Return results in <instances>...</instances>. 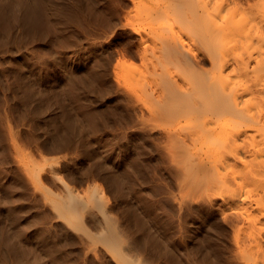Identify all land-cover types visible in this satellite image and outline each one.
Masks as SVG:
<instances>
[{
	"label": "bare ground",
	"instance_id": "1",
	"mask_svg": "<svg viewBox=\"0 0 264 264\" xmlns=\"http://www.w3.org/2000/svg\"><path fill=\"white\" fill-rule=\"evenodd\" d=\"M53 1L81 20L95 15L103 27L122 29L118 54L140 57L137 72L118 59L127 72L121 80L132 89L117 102L125 120L141 119L159 131L179 208L187 199H200L207 209L200 215L206 225L187 251L211 264H221L210 262L213 254L224 256L226 264H264V0H34L14 9L27 27L36 28ZM104 55L78 70L71 90L93 89L97 67L116 59L111 51ZM77 133L67 111L56 147L72 143ZM56 180L66 193L49 199L57 216L103 243L109 264H160L139 251L175 252L156 237L134 251L97 189L81 196Z\"/></svg>",
	"mask_w": 264,
	"mask_h": 264
},
{
	"label": "rangeland",
	"instance_id": "2",
	"mask_svg": "<svg viewBox=\"0 0 264 264\" xmlns=\"http://www.w3.org/2000/svg\"><path fill=\"white\" fill-rule=\"evenodd\" d=\"M24 1L34 0H0V264H109L103 243L57 216L49 199L66 195L57 177L81 196L97 189L134 251L156 237L176 247L168 256L138 250L157 263L174 264L179 258L183 264L187 259L211 264L187 251L206 225L200 220L206 207L200 199H187L179 208L159 131L141 119L125 120L117 102L132 89L123 83L127 72L118 59L136 72L142 68L137 52L127 58L118 54L122 29L103 27L95 15L81 20L55 1L45 5L39 26L29 28L14 9ZM107 40L110 46L103 43ZM108 51L116 59L97 67L93 89L71 90L78 70ZM67 111L78 135L57 148L55 136ZM90 223L86 215L88 229ZM209 260L226 264L219 254Z\"/></svg>",
	"mask_w": 264,
	"mask_h": 264
}]
</instances>
